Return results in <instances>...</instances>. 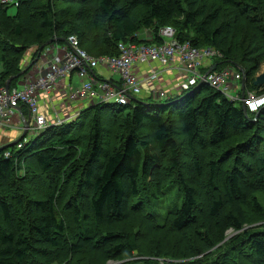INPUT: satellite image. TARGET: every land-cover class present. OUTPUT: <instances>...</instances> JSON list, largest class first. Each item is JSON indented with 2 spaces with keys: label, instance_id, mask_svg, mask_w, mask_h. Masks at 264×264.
<instances>
[{
  "label": "trees",
  "instance_id": "trees-1",
  "mask_svg": "<svg viewBox=\"0 0 264 264\" xmlns=\"http://www.w3.org/2000/svg\"><path fill=\"white\" fill-rule=\"evenodd\" d=\"M17 1L0 3V87L15 75L10 90L18 87L30 45L75 35L94 57L118 56L121 42L163 43L159 31L171 25L181 43L217 51L211 71L233 68L246 94L264 93L254 84L264 0ZM145 29L151 40L139 36ZM193 89L161 104L100 102L23 148L26 136L5 146L0 264H264V222L252 225L264 221V107L246 114L208 83ZM39 180L46 190L26 200ZM231 228L237 241L225 240Z\"/></svg>",
  "mask_w": 264,
  "mask_h": 264
},
{
  "label": "built area",
  "instance_id": "built-area-1",
  "mask_svg": "<svg viewBox=\"0 0 264 264\" xmlns=\"http://www.w3.org/2000/svg\"><path fill=\"white\" fill-rule=\"evenodd\" d=\"M0 3L18 5L17 0H0ZM159 35L164 41L158 45L121 42L118 56L101 57L90 56L85 50L78 48L79 40L75 35L70 36L71 48L66 47L49 59L48 69L46 71L40 70L34 80L27 82L22 88H14L9 92L6 87H0V125L9 124L15 109L23 104L33 114L35 122L32 131L37 135L45 132L51 125L47 117L38 112L40 91L49 93L56 87L59 78L74 72L81 76L82 82L79 87L71 90L70 98L72 100L87 99L94 91L95 85V76L91 73V70L101 61L107 63L110 69L119 75L121 80V86L118 87L108 83L100 84L105 102L126 105L130 103V95L141 92L140 81L132 71V65L135 61L159 60L163 65H169L175 59H179L186 76L180 83L182 91L190 90L203 81V83H208L217 91L222 92L229 100H241L250 112H258L264 107V93L251 90L243 96L241 95L242 88L240 92L235 93L239 85L242 87V74L240 72L233 68L209 72L201 69L203 59L209 57L207 55L214 57L215 51L212 47H206L207 49L204 50L192 46L190 42L181 43L175 38V28L171 26L162 27ZM139 36L141 37L140 33ZM151 39L152 37L146 40ZM158 75V70L151 69L146 81H153ZM162 96L167 97V94L163 92ZM54 121V125L62 123L59 118ZM28 142L29 140L26 137L17 146L19 149L23 148ZM10 155L9 151L5 154L6 157Z\"/></svg>",
  "mask_w": 264,
  "mask_h": 264
},
{
  "label": "crops",
  "instance_id": "crops-1",
  "mask_svg": "<svg viewBox=\"0 0 264 264\" xmlns=\"http://www.w3.org/2000/svg\"><path fill=\"white\" fill-rule=\"evenodd\" d=\"M140 35L142 39H150L152 33L150 29H145L140 32ZM50 47L54 48V52L57 53L59 49L62 50L65 46L62 45L61 48H57V46L55 47V44H53ZM214 64L215 61L213 59L206 57L203 59L201 68L203 70L204 68L209 70L214 67ZM151 69L158 70L159 75L153 81H146ZM132 71L142 86L141 92L135 96L137 99L153 97L160 101L156 94L160 90H165L168 94H178L180 93L179 83L186 78L182 70V63L179 59H175L169 65H163L158 60H152L149 62L135 61L132 65ZM39 72L40 71H37L33 74L27 73L20 79L18 87L21 88L25 85L28 75L31 74L29 78L34 77L35 79ZM91 73L95 76V85L94 91L87 99L72 100L70 98L71 90L79 87L82 82L81 76L74 72L68 73L66 76L59 78L56 87L49 93L42 90L40 91L39 112L47 117L50 125H54V120L57 118L61 120L60 122H70L75 120V118H77L84 110L103 102V91L100 87L101 83H108L114 87L121 86L119 75L113 72L105 62H99L98 65L91 70ZM242 85L243 84H241V86ZM238 92H240L239 88H237L235 93ZM29 114L32 115L31 128H26L25 123ZM34 122L33 114L27 106H20L19 109H15L10 123L3 126L0 125V145L7 146L10 143H13L23 135L26 129L27 139L29 141L32 140L37 135L32 131Z\"/></svg>",
  "mask_w": 264,
  "mask_h": 264
},
{
  "label": "rangeland",
  "instance_id": "rangeland-1",
  "mask_svg": "<svg viewBox=\"0 0 264 264\" xmlns=\"http://www.w3.org/2000/svg\"><path fill=\"white\" fill-rule=\"evenodd\" d=\"M15 10H16V7L15 6H11L10 8H9V14H14L15 13ZM168 26H171V25H167V26H165V27H168ZM171 27H173V26H171ZM71 36H74V35H71ZM76 37V36H75ZM77 38V37H76ZM77 40H78V38H77ZM49 42V41H48ZM54 42H56V40L54 41ZM123 43V42H122ZM46 44V43H45ZM159 43H156L155 45H158ZM52 45V42L50 43V44H48V45H46L43 49H42V51H40V48L42 47V45H38V44H33V45H30L28 48H25L24 49V51H23V53H22V55L24 56L23 57V59L21 60V71H24V69H27L28 68V66H31V67H29V71H28V73H31V74H33V73H36L37 71H40V70H42V71H46L47 69H48V59H49V57L51 56V54L52 53H54V48H52V47H50ZM57 46V48H61L62 47V43H60V42H57V43H55V47ZM78 48H80V49H82V50H85L84 48H82V47H80V44H78V46H77ZM204 50L205 49H207V48H203ZM53 50V51H52ZM87 53H88V51L87 50H85ZM56 53V52H55ZM89 54V53H88ZM21 55V56H22ZM90 56H93V55H91V54H89ZM207 56H209V57H211V59H213L214 61H215V58L213 57V56H211V55H207ZM159 61V60H158ZM214 65H216V62H215V64ZM41 67H43V69H41ZM3 68H2V65H1V63H0V71L2 70ZM114 72V71H113ZM264 72V59L261 61V64H260V69H259V72L256 74V77H257V75H261V73H263ZM30 74V75H31ZM26 75V74H25ZM30 75H28V79L26 80V81H32V80H34V77H30L29 78V76ZM244 83V82H243ZM19 84V83H18ZM245 85V84H244ZM239 88H240V90H241V87H240V85L238 86ZM261 92L262 91H264V86H262V88H258ZM162 95H163V90L158 94V97L160 98V97H162ZM38 112H39V102H38ZM40 113V112H39ZM103 122H104V124H107V123H109V122H111V121H113V118L111 117V115H105L104 116V118H103ZM29 128H31V123H30V127ZM39 135H41V134H39ZM37 137V136H36ZM40 137V136H39ZM0 147H4V145H0ZM29 174H36L37 173V170H33V171H31V169H30V172H28ZM33 179H35V180H37L38 179V177L37 176H31ZM28 187H31V188H29V191H30V194H28V196H25V199L26 200H29V199H33V198H36L37 197V193L36 192H38V191H40V189H38V188H41V190L42 191H44V190H46L45 189V185H44V183H41V181L39 180V182H37V184L35 183V184H31V185H29ZM39 196V195H38ZM45 196V195H44ZM261 200L263 201L264 200V193H263V195H262V198H261ZM164 204V203H163ZM166 207L164 206V209H165ZM264 221H261V222H258V223H255V224H252V225H256V224H261V223H263ZM252 225H250V226H252ZM118 228L119 229H122V228H126V227H124V225L122 224H120L119 226H118ZM127 229V228H126ZM128 230V229H127ZM129 231V230H128ZM161 233V232H160ZM160 233H158V232H156V231H152V232H150V235H149V241H155V240H158L159 238H160V236H161V234ZM240 234V231H238V230H235V229H233V228H231V229H229L228 231H227V235H226V238H225V240H228V239H230V240H234V241H237L238 239H234L235 237H237V235H239ZM135 236H137V233L136 234H134ZM168 238H169V236H167ZM174 237V236H173ZM182 235H180L179 237H178V239L179 240H181L182 239ZM143 237L142 236H137V238L136 239H142ZM170 241V240H169ZM223 249V248H222ZM200 256V255H199ZM151 259H153V260H157V261H159V262H161V260L160 259H162V258H159V257H150ZM198 258H200V257H198V256H196L193 260H195V259H198ZM54 264H70L69 263V261H63V262H55ZM108 264H118V262L117 261H112V260H109L108 261ZM245 264H255V262L254 261H251V260H247L246 262H245Z\"/></svg>",
  "mask_w": 264,
  "mask_h": 264
},
{
  "label": "water",
  "instance_id": "water-1",
  "mask_svg": "<svg viewBox=\"0 0 264 264\" xmlns=\"http://www.w3.org/2000/svg\"><path fill=\"white\" fill-rule=\"evenodd\" d=\"M51 42H53V41H49V42H47L46 44H43L42 47L40 48V50L42 51V49H43L46 45L50 44ZM24 72H25V71H21L20 74H22V73H24ZM207 74H208V73H207ZM207 74H206V75H207ZM16 76H18V75L11 76V77L7 80V83H6V89H7L8 92L10 91V83H11V81H12ZM254 84L257 85V86H261V85L264 84V72L261 73V75H257ZM202 85H203V81H201V82L199 83L198 86L200 87V86H202ZM244 95H245V85H244V83H243V96H244ZM185 96H187V95H185ZM173 102H178V100L173 101ZM173 102H169L168 104L173 103ZM243 109L245 110V113L247 114V113H248V109H247V107H246L244 104H243ZM259 114H260V112H259L257 115H259ZM27 118H28V120L26 121L25 126H26V128H29V127H30V123H31V118H32V117H31V115L29 114V116H28ZM26 133H27V129L24 131L23 135H22L21 137H19V139H17V140L14 141L13 143H10V144L7 145V146H12V145L16 144L21 138H23V137L26 135ZM4 147H5V146H4ZM4 147H0V151H1Z\"/></svg>",
  "mask_w": 264,
  "mask_h": 264
},
{
  "label": "clouds",
  "instance_id": "clouds-1",
  "mask_svg": "<svg viewBox=\"0 0 264 264\" xmlns=\"http://www.w3.org/2000/svg\"><path fill=\"white\" fill-rule=\"evenodd\" d=\"M64 46H65L64 48H66V47L71 48L70 41L67 42V44H65ZM62 50H63V49H62ZM40 51H41V50H40ZM59 51H61V49H59L58 52H59ZM58 52H57V53H58ZM57 53H55V52L52 53L51 56L49 57V59H51L54 55H57ZM49 59H48V60H49ZM47 62H48V61H47ZM28 67H29V66H28ZM201 69H202V68H201ZM24 70H26V69H24ZM202 70H203V69H202ZM211 70H212V69L205 70V72H209V71H211ZM182 81H183V80H182ZM182 81H181V82H182ZM27 82H29V81H27ZM27 82H26V83H27ZM181 82H180V83H181ZM26 83H25V84H26ZM180 83H179V88H180ZM242 84H243V83H242ZM24 86H25V85H24ZM24 86H23V87H24ZM5 87H6V86H5ZM194 87L197 88V87H199V86L197 85V86H194ZM194 87H193V88H194ZM17 88H19V87H17ZM21 88H22V87H21ZM193 88L190 89V90L193 91V90H194ZM161 91H162V90H160V91H158V92L156 93V94H157V98H159V97H158V94H159ZM179 91H180V93H178V94H172V93H171V94H168L167 91L163 90V92H165V93L167 94V97H163V96L160 97V98H159L160 101H158V100H156V99L154 98V100L156 101V102H154V103H156V104H161L160 102L165 101V100H167V99L170 98V97L179 96L180 94H182V93L184 92V91H182L181 89H180ZM186 91H189V90H186ZM192 91H191V92H192ZM242 91H243V85H242ZM188 94H190V92L187 93V94H185V95H188ZM185 95L182 96V97H185ZM241 95H243V92H242ZM131 96H133V98H136V97H135L136 95H130V101H131ZM152 98H153V97H152ZM141 99H142V98H141ZM83 100H84V99H83ZM139 100H140V99H139ZM177 100H179V99H177ZM175 101H176V100H175ZM103 102H104V101H103ZM109 103H110V102H109ZM117 105H119V104H117ZM20 106H26V105L21 104ZM20 106H18L16 109H19ZM261 109H262V108H261ZM261 109H260V111H261ZM260 111H258V113H259ZM255 113H256V112H255ZM258 113H257V114H258ZM30 115H31V114H30ZM259 115H260V114H259ZM257 116H258V115H257ZM31 117H32V115H31ZM27 120H28V119H27ZM31 120H32V118H31ZM60 124H61V123H60ZM57 125H58V124H57ZM51 126H54V125H51ZM38 135H39V134H38ZM38 135H36V136H38ZM25 136H26V135H25ZM26 137H27V136H26Z\"/></svg>",
  "mask_w": 264,
  "mask_h": 264
},
{
  "label": "bare ground",
  "instance_id": "bare-ground-1",
  "mask_svg": "<svg viewBox=\"0 0 264 264\" xmlns=\"http://www.w3.org/2000/svg\"><path fill=\"white\" fill-rule=\"evenodd\" d=\"M214 51H215V54H214V56H216V55H218V53H217V51L214 49ZM258 111H260V110H258ZM258 113V112H257Z\"/></svg>",
  "mask_w": 264,
  "mask_h": 264
}]
</instances>
